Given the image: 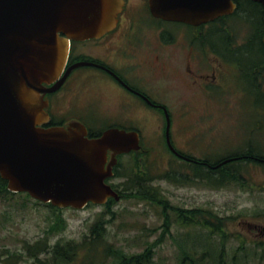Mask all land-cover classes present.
<instances>
[{
    "label": "rangeland",
    "instance_id": "rangeland-1",
    "mask_svg": "<svg viewBox=\"0 0 264 264\" xmlns=\"http://www.w3.org/2000/svg\"><path fill=\"white\" fill-rule=\"evenodd\" d=\"M246 5L251 15V17L248 16L249 20L245 17L246 13H242L243 11H239L243 15H233L229 19L234 31L233 40L241 43L242 47L256 46L260 49L261 44L256 25L258 21H261L262 8L259 4L252 2ZM170 27L177 31L183 28L175 24H170ZM77 48H79L78 43ZM240 57L246 62L241 67L243 70L248 67L247 63L253 57L247 53H241ZM86 68L76 70L71 77L70 87L76 88L75 94L63 93L61 89L48 96L51 103L50 112L54 113L58 119L65 120L78 115L85 121H92L104 114L103 111L114 107L117 99L116 93L112 89L102 88L99 78L93 74V71H90L89 67ZM231 69L239 72L236 78L229 82L231 86L228 96H222L220 92L215 91L212 98H200L192 93L195 97L189 99V106L193 113L190 114L188 111L189 114L184 119L175 117V128L178 131L188 132L193 127L194 115L201 113L202 118L201 115L199 117L201 118V124L199 122V128L202 130L201 136L195 141L199 145L176 146L192 152L197 158H207L211 162L218 159H220L219 162L226 160L222 164L230 161L228 159L234 152L249 150L251 148L249 145L253 146L254 150L257 149L264 153V77L262 88L256 91L252 88V81L246 79L249 71H241L242 77L241 69L236 67H231ZM170 81L173 87L182 86L180 80L175 77H171ZM167 103L173 110H176L179 101L173 97L167 98ZM142 117L147 118L143 113ZM99 120L97 124L102 125L103 118ZM135 121L139 126L142 125L140 129L142 143L151 144L144 145L149 149V155L143 154L137 157L146 159L149 175L160 173L171 162L170 155L164 146L158 145L162 141L158 136L161 119L149 118L148 123L144 124L139 118ZM97 124L93 123V125ZM105 125L106 123L102 126ZM94 127L97 131L98 127ZM249 156L251 157L252 154ZM129 160L130 157L125 155L122 159L123 164H128ZM177 163L180 162L176 161L173 165L177 166ZM228 165L231 170L235 169L231 162ZM180 168L187 169L184 165ZM174 169L177 168L174 167ZM120 170L122 171V167ZM242 172L243 186L235 180L214 186L204 181L176 185L172 181L156 179L153 184L160 188L158 190L160 199H162L158 202L128 196L110 202L107 209L103 205H90L81 209L64 208L61 215L66 221L65 229L56 235H50L49 242L53 243L58 238L62 241L80 240L85 233L89 232L91 222L102 214V217L108 221L107 241L113 246L131 253L141 252L145 247L150 246L153 249L154 264H177V256L181 254V251L175 241L165 235L160 240L161 226L165 221L163 216L165 212L161 206L163 203L170 208L207 209L218 216H232L226 222L227 231L245 237L249 251L258 248L253 245L254 241H260L262 245L257 249L260 253L264 250V230H261L264 227V166L249 161L242 167ZM123 180L113 181L118 183L117 181ZM167 212L171 215L168 216L169 220L175 219L171 209H167ZM54 217L55 213L49 206L36 203L25 193L0 197V264H6L3 261L6 250L11 253H18V251L23 253L15 264H29L30 259L24 253L23 242L34 241L43 236ZM176 228L181 229L175 223L173 225L170 223V231L175 232ZM198 233H203L202 226H198ZM231 238L225 243V258L228 262L235 248L240 244L235 237L231 236ZM192 241L198 243L197 247L200 249V238H194ZM215 241L214 238L211 242L213 246L218 245L219 239ZM185 242L190 244L191 241ZM250 262L254 263L252 259ZM261 264H264V252Z\"/></svg>",
    "mask_w": 264,
    "mask_h": 264
},
{
    "label": "water",
    "instance_id": "water-1",
    "mask_svg": "<svg viewBox=\"0 0 264 264\" xmlns=\"http://www.w3.org/2000/svg\"><path fill=\"white\" fill-rule=\"evenodd\" d=\"M254 1L264 6V0ZM123 2L0 0V176L9 190L27 191L60 208L119 198L105 179L113 175L117 154L140 148L138 132L114 127L89 138L79 121L45 127L44 95L59 88L72 67L87 64L76 63L56 81L66 65L69 39L102 35L115 25ZM235 6L234 0H168L166 6L151 0L155 15L192 23ZM169 126L167 117V134Z\"/></svg>",
    "mask_w": 264,
    "mask_h": 264
},
{
    "label": "flooded vegetation",
    "instance_id": "flooded-vegetation-1",
    "mask_svg": "<svg viewBox=\"0 0 264 264\" xmlns=\"http://www.w3.org/2000/svg\"><path fill=\"white\" fill-rule=\"evenodd\" d=\"M163 2L165 0L161 1ZM230 17L231 15L225 14L207 22L192 24L153 15L148 0H125L114 28L99 38L72 42L69 56L72 61L66 68L81 60L89 63L73 68L59 89L63 93L75 94L76 88L70 87L72 75L78 69L89 67L99 78L101 87L112 89L117 99L112 109L103 111L104 114L95 120H89L90 125L85 123L88 128L93 127L92 123L97 124L102 117L103 124L106 125H95L100 129L99 133L108 127L139 131L142 125L136 123L138 118L142 124L148 123L149 118H159L161 127L158 135L162 142L158 145H169L165 133L167 113L171 121V144L199 145L195 141L201 136V113L194 115L190 131H178L175 128L176 116L184 119L188 116V111L193 113L189 99L195 97L194 94L200 98H212L217 91L222 96H228L231 86L229 82L239 72L231 67L241 69L246 64L240 57L241 53H247L256 59L251 58L247 63L248 67L240 70V75L243 77L241 71H249L246 79L252 81V88L256 91L263 85L262 38L260 49L256 46H240L241 43L233 40ZM170 24L183 28L177 31ZM171 77L179 79L182 86L173 87ZM173 97L179 101L176 110L167 103V98ZM121 105H124L123 108H119ZM142 113L147 118H143ZM68 122L53 120L46 125H66ZM140 145L151 144L140 142ZM191 155L189 157L197 160L196 162L181 159L190 163L202 161Z\"/></svg>",
    "mask_w": 264,
    "mask_h": 264
},
{
    "label": "trees",
    "instance_id": "trees-1",
    "mask_svg": "<svg viewBox=\"0 0 264 264\" xmlns=\"http://www.w3.org/2000/svg\"><path fill=\"white\" fill-rule=\"evenodd\" d=\"M238 10L246 13L250 16V12L246 9L248 7V0H237ZM255 3V2H252ZM259 4V3H257ZM260 5V4H259ZM261 6V5H260ZM262 8V6H261ZM251 21V20H250ZM258 29V35L261 44V37L264 35V25L261 21H258L256 25ZM96 135V134H94ZM249 150H240L234 152L230 156L237 157L231 164H234L235 169H230V165H225L217 170H212L202 164L188 163L186 161H180L177 166L173 165L178 160H171L168 167L160 173L155 175H149L148 167L146 165V159L137 157L138 155L148 154L149 149L144 151H131L126 154L130 157L128 164H123V157L125 155L118 156V163L114 166V175L110 179H124L123 181L112 182L114 187H121L120 194L122 197L133 196L139 199H146L154 202H158L160 199V189L157 185L153 184L155 179L167 180L176 183V185H185L196 183L197 181H204L209 185L220 186L230 180H235L240 185H244V177L242 167L251 161L260 163L264 166V153L253 149V146L249 145ZM262 150V149H258ZM150 154V153H149ZM148 154V155H149ZM249 154H253L252 157ZM175 158V157H174ZM207 162H210L206 159ZM211 163V162H210ZM184 165L187 169H181ZM122 167V171L120 168ZM177 168V169H174ZM15 193L10 192L7 189V182L0 177V197H7ZM27 195V194H26ZM28 196V195H27ZM111 198L109 202H113ZM36 203L42 204L38 201ZM104 206L105 209L109 207V204ZM51 208V211L55 213L54 219L48 224L45 229V233L40 238L34 241H24L23 250L25 255L30 259L29 264H154L153 249L150 246L145 247L141 252L131 253L122 248L113 246L112 243L107 241V223L108 221L99 214L96 219L91 222L89 226V232L85 233L80 240H60L56 239L53 243L49 242L50 235H56L63 231L66 226V221L61 215V209L52 206L50 203L45 204ZM162 209L165 214L164 223L161 228V237L163 235L169 236L177 244L181 251V254L177 256V264H261L263 260V252L258 253L257 249L262 245L259 241H254L257 249L249 251L247 249V239L240 234H233L228 232L226 228V222L232 218V216H218L208 211L207 209H186L183 208H170L161 203ZM167 209H171L172 215L175 219H168ZM109 211V210H108ZM170 223H175L181 229L170 231ZM198 226H202L203 233H198ZM166 230H163L165 229ZM261 230H264L262 228ZM235 237L240 241V244L235 248L230 262L225 258V243ZM61 238V237H60ZM194 238H200L201 245L198 249ZM217 242L214 246L211 242ZM190 240V244L185 241ZM5 258L3 261L6 264H15L18 258H21L22 252L11 253L5 251ZM250 259L254 263L250 262Z\"/></svg>",
    "mask_w": 264,
    "mask_h": 264
},
{
    "label": "bare ground",
    "instance_id": "bare-ground-1",
    "mask_svg": "<svg viewBox=\"0 0 264 264\" xmlns=\"http://www.w3.org/2000/svg\"><path fill=\"white\" fill-rule=\"evenodd\" d=\"M253 155V154H252Z\"/></svg>",
    "mask_w": 264,
    "mask_h": 264
}]
</instances>
